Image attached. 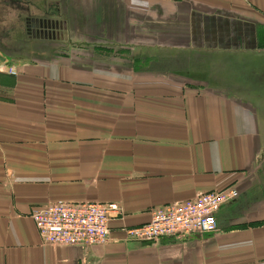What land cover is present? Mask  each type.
<instances>
[{
    "label": "crops",
    "instance_id": "0c3cea01",
    "mask_svg": "<svg viewBox=\"0 0 264 264\" xmlns=\"http://www.w3.org/2000/svg\"><path fill=\"white\" fill-rule=\"evenodd\" d=\"M15 2L37 25L33 43L157 54L158 66L4 64L19 77L0 72V264H264V0ZM10 12L0 3V24ZM228 187L238 197L215 232L125 234L160 207ZM58 201L119 204L109 242L44 244L31 214Z\"/></svg>",
    "mask_w": 264,
    "mask_h": 264
},
{
    "label": "built area",
    "instance_id": "2783aa9c",
    "mask_svg": "<svg viewBox=\"0 0 264 264\" xmlns=\"http://www.w3.org/2000/svg\"><path fill=\"white\" fill-rule=\"evenodd\" d=\"M237 197L234 187L199 194L193 200L160 207L151 213L149 222L124 231L129 240L141 242L209 234L217 231L220 209ZM119 215L116 203L58 201L35 208L31 217L44 244L70 247L106 244L111 235L110 223Z\"/></svg>",
    "mask_w": 264,
    "mask_h": 264
},
{
    "label": "rangeland",
    "instance_id": "374dc122",
    "mask_svg": "<svg viewBox=\"0 0 264 264\" xmlns=\"http://www.w3.org/2000/svg\"><path fill=\"white\" fill-rule=\"evenodd\" d=\"M3 1L4 2H0V3L4 4L5 6L11 7L10 13L12 12L20 13L18 9H13V4L9 3L10 0H3ZM12 1L15 2L16 0L15 1L12 0ZM26 22H27V17H24V16L21 18L19 17L17 20V16H16V18H11V20L8 21V24H0V29H1L0 31V39H1L0 56L6 59L5 62L0 61V72L1 73L7 74L9 76H13L14 78L19 77L18 69L14 67L15 65H17L18 63L17 61L19 60V58L25 59V60H22L25 63L26 62L29 63L31 61L35 63V62H40V61H45V60L46 61L47 60L48 61L64 60L66 63H75L76 61L87 62L89 61L90 58L93 59V56L95 57V60L98 61L96 64H99V61H100L103 65L107 64L108 61H110L108 59H111V58L115 59L114 57H117L119 59V65H124L120 63H129L131 59H138V60L141 59V61H143L145 65H147V67H151L153 69H156L157 71V67H155V66H158L157 59L150 58V57H157V54H97V55L95 54H58L60 52H64L68 48L66 46H62L60 42L57 44L46 43V42L45 43L44 42H39V43L34 42L33 43L32 41H30L27 33L30 30L37 29V26L35 27V29L33 26L27 27ZM41 33L43 37L44 35L48 36L45 34L44 31H42ZM58 37L60 38L61 36H58ZM62 38H64L63 41L65 42L70 41V43H72L73 40H76V38H74L73 32H68V33L64 32V36ZM31 47L32 48L35 47L36 49L35 54H30ZM88 48H93V47H88ZM48 51L54 52V54H50ZM62 56L65 58L59 59ZM78 56H81V57L85 56L86 58L82 59ZM143 56H147L150 59L143 60V58H147ZM147 62H151V63L148 65ZM4 64H11V65L14 64V66L8 67V66H5ZM198 72L199 74L198 75L196 74L194 78L195 82L198 81L197 89L202 88L199 81H204L205 77H207V74L205 75L206 73L205 68L204 69L202 68L201 70L198 69ZM215 79L217 81V78ZM194 92H196V90Z\"/></svg>",
    "mask_w": 264,
    "mask_h": 264
},
{
    "label": "trees",
    "instance_id": "16d2710c",
    "mask_svg": "<svg viewBox=\"0 0 264 264\" xmlns=\"http://www.w3.org/2000/svg\"><path fill=\"white\" fill-rule=\"evenodd\" d=\"M0 2H4L3 0H0ZM9 3H11V4H13V9H18L19 10V12L20 13H18V12H16V13H14V12H12V14L16 17H28V15H27V13H29L28 12V8H26L25 7V5H24V2H13L12 0H10L9 1ZM19 7V8H18ZM23 10H22V9ZM21 10V11H20ZM18 14V15H17ZM0 31H1V29H0ZM0 41H1V39H0Z\"/></svg>",
    "mask_w": 264,
    "mask_h": 264
},
{
    "label": "water",
    "instance_id": "95a60500",
    "mask_svg": "<svg viewBox=\"0 0 264 264\" xmlns=\"http://www.w3.org/2000/svg\"><path fill=\"white\" fill-rule=\"evenodd\" d=\"M36 26H37V25H36ZM5 60H6L5 58H3V57L0 56V61H1V62H5Z\"/></svg>",
    "mask_w": 264,
    "mask_h": 264
},
{
    "label": "flooded vegetation",
    "instance_id": "af4514ba",
    "mask_svg": "<svg viewBox=\"0 0 264 264\" xmlns=\"http://www.w3.org/2000/svg\"><path fill=\"white\" fill-rule=\"evenodd\" d=\"M29 33H32V30H30ZM44 36H45V35H44Z\"/></svg>",
    "mask_w": 264,
    "mask_h": 264
}]
</instances>
